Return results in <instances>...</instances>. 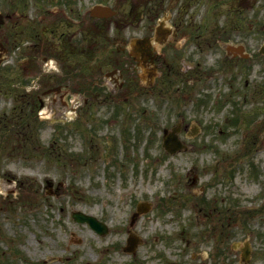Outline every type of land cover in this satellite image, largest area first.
I'll return each mask as SVG.
<instances>
[{"label": "rangeland", "instance_id": "obj_1", "mask_svg": "<svg viewBox=\"0 0 264 264\" xmlns=\"http://www.w3.org/2000/svg\"><path fill=\"white\" fill-rule=\"evenodd\" d=\"M194 1L165 0L166 14L193 24L182 28L181 43L164 47L152 85L124 47L151 31L144 27L108 29L106 40L86 33L84 90L62 75L49 84L31 41L11 49L0 65V264H245V246L246 264H264V0H217L211 8ZM128 3H115L114 18ZM233 43L251 56L228 55ZM118 57L135 83L129 90L106 76ZM179 121L190 148L170 154L163 131ZM31 128L43 152L27 157ZM137 202L148 211L135 216ZM76 210L108 231L75 220ZM130 233L142 239L133 253L123 250ZM26 236L63 256L49 263Z\"/></svg>", "mask_w": 264, "mask_h": 264}, {"label": "flooded vegetation", "instance_id": "obj_2", "mask_svg": "<svg viewBox=\"0 0 264 264\" xmlns=\"http://www.w3.org/2000/svg\"><path fill=\"white\" fill-rule=\"evenodd\" d=\"M0 13L5 18L0 25V62L10 51V45L20 43L27 31L35 39L46 43L48 53L55 55L56 45L71 40L75 33L70 31L71 28L77 26L80 33L87 21L86 0H0ZM147 18L146 23L152 27L156 17L149 12ZM175 27L180 29L182 25L175 23ZM40 29L48 35L39 38ZM145 64L150 66V60Z\"/></svg>", "mask_w": 264, "mask_h": 264}, {"label": "water", "instance_id": "obj_3", "mask_svg": "<svg viewBox=\"0 0 264 264\" xmlns=\"http://www.w3.org/2000/svg\"><path fill=\"white\" fill-rule=\"evenodd\" d=\"M97 10L98 11H101V8H97ZM136 43L137 44L145 43V41H136ZM261 52L264 53V44L261 47ZM164 143H165V146L168 148V150H170L172 152L176 151L177 149H179L182 146V143L178 140V138L176 137V135L173 132L172 133L171 132L170 133H167L165 135V141H164ZM74 216L77 219H80V220H88L100 232L106 231V228H105L104 224L101 223V222H99L98 220H96V218L93 217V216L86 215V214H84L82 212L74 213Z\"/></svg>", "mask_w": 264, "mask_h": 264}, {"label": "bare ground", "instance_id": "obj_4", "mask_svg": "<svg viewBox=\"0 0 264 264\" xmlns=\"http://www.w3.org/2000/svg\"><path fill=\"white\" fill-rule=\"evenodd\" d=\"M203 221V220H201ZM26 243L28 244V247L30 249V251L32 253H36V250L38 249L40 256L45 257V256H49L50 257V261L49 263H54L55 260L54 258H61L63 255H61V252H56L55 254L51 253L50 250L48 249L47 245H42L40 248L37 247V244L35 243L34 239L26 236L25 237ZM43 239L41 238V243H43ZM97 247H100L99 245H97Z\"/></svg>", "mask_w": 264, "mask_h": 264}]
</instances>
